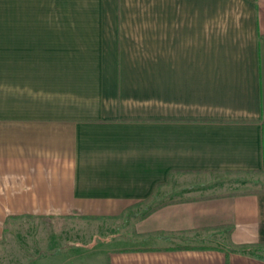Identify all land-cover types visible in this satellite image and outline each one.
I'll list each match as a JSON object with an SVG mask.
<instances>
[{
	"label": "crops",
	"instance_id": "1",
	"mask_svg": "<svg viewBox=\"0 0 264 264\" xmlns=\"http://www.w3.org/2000/svg\"><path fill=\"white\" fill-rule=\"evenodd\" d=\"M63 216L127 226L103 264H264V0H0V243Z\"/></svg>",
	"mask_w": 264,
	"mask_h": 264
},
{
	"label": "rangeland",
	"instance_id": "2",
	"mask_svg": "<svg viewBox=\"0 0 264 264\" xmlns=\"http://www.w3.org/2000/svg\"><path fill=\"white\" fill-rule=\"evenodd\" d=\"M126 227L118 219L19 218L4 232L0 264H60L70 255L75 264H103L105 249L133 243Z\"/></svg>",
	"mask_w": 264,
	"mask_h": 264
},
{
	"label": "trees",
	"instance_id": "3",
	"mask_svg": "<svg viewBox=\"0 0 264 264\" xmlns=\"http://www.w3.org/2000/svg\"><path fill=\"white\" fill-rule=\"evenodd\" d=\"M248 248H245V247H237V246H234V247H230V250H234V251H241V250H247Z\"/></svg>",
	"mask_w": 264,
	"mask_h": 264
}]
</instances>
